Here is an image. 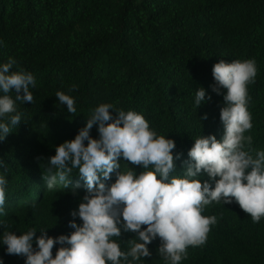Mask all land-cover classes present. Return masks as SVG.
I'll return each mask as SVG.
<instances>
[{
	"label": "trees",
	"instance_id": "16d2710c",
	"mask_svg": "<svg viewBox=\"0 0 264 264\" xmlns=\"http://www.w3.org/2000/svg\"><path fill=\"white\" fill-rule=\"evenodd\" d=\"M0 42V65L14 59L11 71L31 72L36 81L30 86L34 102H17L21 123L0 142V175L8 181L0 237L5 230L21 235L35 228L37 237L45 230L53 238L74 231L71 212L87 194L78 170L68 189L57 184L48 191L43 175L55 147L74 139L100 104L140 113L158 135L173 139V154H182L173 175H182L195 138L222 139L223 95L211 87L221 59L256 61L255 83L248 86L253 128L245 135L264 150V0H0ZM72 85L77 88L69 92ZM200 87L212 100L198 108ZM57 91L74 98L75 114L58 102ZM205 114L208 119L200 120ZM90 134L99 138L98 125ZM120 163L121 170L143 171L123 157ZM115 180L113 173L102 182ZM202 215L216 216L217 223L181 264H264V218L253 223L235 202H213ZM133 238L122 233L121 249ZM148 247L151 257L139 264H165L159 238ZM0 259L25 264L24 257L8 255L2 241Z\"/></svg>",
	"mask_w": 264,
	"mask_h": 264
},
{
	"label": "clouds",
	"instance_id": "9594fccd",
	"mask_svg": "<svg viewBox=\"0 0 264 264\" xmlns=\"http://www.w3.org/2000/svg\"><path fill=\"white\" fill-rule=\"evenodd\" d=\"M15 63L10 58L0 65V120L8 121L0 122V142L21 123L17 102H34L30 86H35V78L31 72L11 71ZM212 76V91L223 95L220 121L224 133L220 140L215 135L195 138L182 175H173L175 161L182 156L173 154V139L158 135L140 113L100 104L74 139L55 147V155L48 158L47 175H43L48 191L57 184L68 189L69 177L78 170L87 194L78 211L71 212L69 227L74 231L53 238L45 230L37 237L35 228L21 235L5 230L0 241L7 254L24 257L25 264H139L151 257L148 246L159 238L158 253L165 264H181L188 248L203 246L217 223L216 216L202 215L213 202H235L253 223H259L264 218V150L254 149L252 136L245 135L253 128L248 86L255 83L256 61L221 59L214 64ZM76 88L72 85L68 91ZM55 97L68 113L75 114L71 95L57 91ZM211 100L203 87L196 90V107ZM207 119V114L200 118ZM94 125H98V139L90 134ZM121 157L143 171L137 175L133 168L121 170ZM113 173L114 183L102 182ZM203 175L209 179L202 182L198 177ZM7 183L0 175V214H6ZM77 217L82 223L76 222ZM129 232L135 238L126 241L125 251L118 240ZM57 244L60 247L53 255Z\"/></svg>",
	"mask_w": 264,
	"mask_h": 264
}]
</instances>
